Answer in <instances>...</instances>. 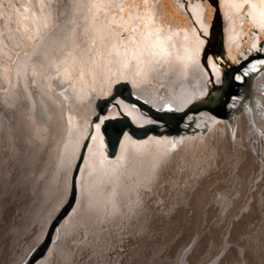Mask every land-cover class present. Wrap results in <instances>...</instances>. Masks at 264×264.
Segmentation results:
<instances>
[{
  "label": "bare ground",
  "instance_id": "1",
  "mask_svg": "<svg viewBox=\"0 0 264 264\" xmlns=\"http://www.w3.org/2000/svg\"><path fill=\"white\" fill-rule=\"evenodd\" d=\"M80 2L77 18L69 19L62 17L60 0H0V106L11 108L17 120L20 116L27 117L24 122H28L30 129L35 127V131L39 126H48L50 131V125H55L56 133L51 131L54 144L48 153L54 160L63 157V164L69 169L68 181L73 190L79 189L78 196L83 188L85 192L89 189L93 183L91 178L98 177V172L103 171L106 165L115 168L123 163L129 149L138 156L150 153L156 158L160 155L168 157L172 153L187 154L188 150L193 163L198 165L212 145H235L242 155V163L248 166V182L241 203L239 264H264V41L259 44V39L264 36V0H220L224 18L222 43L227 54L237 58L238 54L231 52L239 51V58L243 60L239 65L235 64L238 68L254 57L243 69L245 86L238 94L231 92L233 95L222 116H212L207 112L187 115L189 103L208 90L209 78L226 82L229 77L227 73L225 78L211 57L207 59L206 67L202 64L203 34L208 32L206 17L210 8L205 11L199 2L188 3L193 25L181 0H173L172 6L186 14L190 23L181 24L182 19L173 16L164 0ZM247 25L251 27L252 40L245 50H240ZM120 81H127L131 93L151 106L158 109L173 106L182 117L187 115L181 129H186V126L188 130L171 138L165 135L157 137L166 131L158 125L156 131L149 130L133 139L127 127L110 156L101 130L105 117L127 115L136 127L148 125L151 119L145 112L119 98L104 114L96 116V98L111 97ZM175 146L178 150L169 149ZM109 174L105 175L109 177ZM233 190L235 192L236 189ZM106 191L108 193L109 189ZM110 203L107 204L110 206Z\"/></svg>",
  "mask_w": 264,
  "mask_h": 264
},
{
  "label": "rangeland",
  "instance_id": "2",
  "mask_svg": "<svg viewBox=\"0 0 264 264\" xmlns=\"http://www.w3.org/2000/svg\"><path fill=\"white\" fill-rule=\"evenodd\" d=\"M172 1L164 0V4L167 5L173 16L182 19L181 24L190 23L186 14H181L172 6ZM212 16L211 11L208 10L207 20L210 21ZM212 20L211 30L207 35L201 55L202 64L206 67V61L211 57L226 78V74L237 61L236 57H230L227 54L222 42V56L217 57L206 52L209 38L216 32V24L214 19ZM250 29L249 25L245 27L246 35L240 50H245L252 40ZM263 41L264 36L259 39V44ZM234 53L238 54V57L241 56L238 50L231 52V54ZM253 58L247 60L245 65L243 64L232 74L234 81L232 93L238 94L245 86L246 76L242 78L243 69ZM214 83L213 77L208 79L210 87L216 85ZM232 93L224 107L228 104ZM114 103H116L115 99L112 101V105ZM130 105L145 112L151 118L150 123H155L160 128H166V131L157 137L165 135L171 138L183 130H188L189 127L186 126V129H181L184 127L182 124L187 115L207 112L212 116H217L205 109L189 111L177 123L178 129L175 130L176 126L172 122L153 119L147 111L133 103ZM24 118L27 117L20 116L19 120L11 119L9 122L6 117L0 114V264L240 263V214L244 190L248 182V175H246L248 166L242 163V155L238 147L229 143L212 145L204 157L206 160L203 158L204 161L202 159L199 166L193 163V157L188 150H186L187 154L185 152L186 155L175 153V156L172 153L168 157L160 155L157 158L150 156V153H145L147 156L141 154V156H145H143L145 158L143 160L140 154L138 156V153L129 149L132 151L126 152L123 163H119L115 168L106 165L103 171H100L103 173L98 172V177L91 178L90 182L93 183L89 185L90 190L85 192L83 188L78 196L79 185L77 184L78 190H74L71 207L51 231L43 252L32 259L45 242L52 222L61 208L69 201L72 188L68 181L69 177H67L69 169L63 164V157L60 159L57 157V160H54L48 153L49 147L54 144V136L51 131L56 133L55 125L53 124L55 129L52 124L50 125V127L52 126L50 131L48 126H39L38 131H35V127L29 128L30 125L28 126L26 120L24 122ZM187 121L188 124H191V121L188 119ZM37 132L40 133L36 134ZM42 134L44 135L42 136ZM153 135L155 136L154 133ZM131 137L138 138L133 134ZM47 138L52 139L48 140ZM175 147H169V149L178 150V147L176 149ZM186 156L188 160L185 158ZM170 157L171 159H169ZM152 158H156V160ZM149 160H153V162ZM158 160L159 162H156ZM213 164L215 165L213 166ZM231 166L234 168H229ZM107 173H110L109 177H107ZM211 174L213 177L208 176ZM199 175L202 176L199 178ZM105 187L109 189L108 193ZM196 189L197 191H195ZM233 189L239 193L236 190L233 192ZM105 191L107 194L104 193ZM107 203H110V206ZM206 205L208 206L206 207ZM70 213V218L64 223ZM43 232L45 233L43 234Z\"/></svg>",
  "mask_w": 264,
  "mask_h": 264
},
{
  "label": "water",
  "instance_id": "3",
  "mask_svg": "<svg viewBox=\"0 0 264 264\" xmlns=\"http://www.w3.org/2000/svg\"><path fill=\"white\" fill-rule=\"evenodd\" d=\"M80 1L82 0H60V9L63 12L62 17L69 18V19L74 18V17L77 18V15L79 14L78 11L80 9V4H81ZM181 1L183 2L184 9L187 11V15L189 16L193 25L195 24H194V20L190 17L188 3H192L194 1L199 2L203 7H205V11H207V9L210 8L211 14L213 15L212 19H214L215 24H216V33L219 34L221 42H222L224 18H223V13L221 10L220 0H181ZM212 19H210L209 21L208 32L206 34H203L204 41L207 39V35L210 33L211 26L213 23ZM242 60L243 59H240L239 57H237L236 58L237 62L235 64L239 65ZM235 64L232 65V68L228 72L229 77L227 78L226 82H217L214 80L215 81L214 84H216L222 89L221 93L213 97L208 104L206 105L202 104V102L207 97L209 88L211 86V85H208V90L203 96L196 98L189 103V105H191L189 111L205 109L207 111H210L211 113H214L217 116L223 115L224 105L228 97L231 95V92L233 91L234 81L232 79V74H234V72L238 70V67H235ZM116 98H121L130 104L131 103L135 104L140 109L147 111V113H149V115H151L153 119H161L162 121L172 122L175 126L182 119L181 112L177 111L173 106H169L167 109L159 110L147 104L142 98H140L136 94L131 93L127 81L118 82L114 88V91L111 97H102V98L97 97L96 98L95 103H94V106L96 109V116L99 114H104L107 108H109L112 105V101ZM0 114L6 117L9 122L11 119L18 118L17 116L13 114V111L11 108L6 107V106L3 107V105L0 106ZM127 127H129L130 132L134 136L140 137L141 135L147 133L149 130L156 131V128L158 126L157 124L152 123V122L151 123L149 122L148 125L144 124L140 127L133 126L130 123L127 115H120L116 117H110V116L105 117L101 130L106 139V145L108 147L109 155H112L115 152L119 137L121 133L123 132V130ZM73 198H74V190L71 189L69 201L61 208L60 212L57 215L58 218H56V220L52 222L49 228V233L55 227L57 222L63 216L66 215L67 210L71 207L70 205L73 202ZM49 233L47 235L45 242L42 244L39 250L34 254L32 259H35L38 255H40L43 252L49 240Z\"/></svg>",
  "mask_w": 264,
  "mask_h": 264
},
{
  "label": "trees",
  "instance_id": "4",
  "mask_svg": "<svg viewBox=\"0 0 264 264\" xmlns=\"http://www.w3.org/2000/svg\"><path fill=\"white\" fill-rule=\"evenodd\" d=\"M206 52L212 53L214 56H222V45H221V39L219 34H217L216 32L214 34H212V36L209 38L207 47H206ZM222 89L217 86V85H213L209 92L207 97L205 98V100L202 102V104L206 105L208 104L211 99L213 97H215L216 95H218L219 93H221Z\"/></svg>",
  "mask_w": 264,
  "mask_h": 264
},
{
  "label": "snow or ice",
  "instance_id": "5",
  "mask_svg": "<svg viewBox=\"0 0 264 264\" xmlns=\"http://www.w3.org/2000/svg\"><path fill=\"white\" fill-rule=\"evenodd\" d=\"M85 43H87V41L85 40Z\"/></svg>",
  "mask_w": 264,
  "mask_h": 264
}]
</instances>
